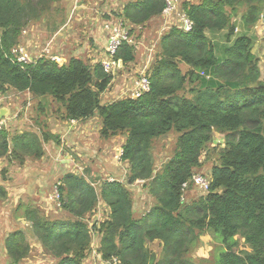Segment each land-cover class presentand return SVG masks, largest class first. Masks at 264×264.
Segmentation results:
<instances>
[{
	"label": "trees",
	"instance_id": "obj_1",
	"mask_svg": "<svg viewBox=\"0 0 264 264\" xmlns=\"http://www.w3.org/2000/svg\"><path fill=\"white\" fill-rule=\"evenodd\" d=\"M60 2L0 0V92L20 93L19 116L37 101L40 108L59 106L56 113L67 123L99 119L102 139L124 135L118 156L125 163L126 184L104 180L96 190L83 176L67 173L55 192L71 219L49 220L39 209L24 207L22 217L43 252L54 264H84L91 248L110 264H194L188 254L209 231L220 243L213 264H264V80L252 37L238 34L232 21L236 8L245 6L241 20L254 26L264 0L184 2L181 13L192 28L184 31L180 23L160 36V50L145 72L149 91L109 103H101V94L135 57L131 30L164 16L167 0H128L119 17L107 21L110 26L121 22L128 30V40L114 55L122 63L114 74L104 72L101 60L66 58L53 48L33 63H18L13 50L22 45L23 31L30 34L39 25L55 31L56 14L65 17ZM221 31L229 43L222 48V60L210 37ZM180 63L187 66L185 72ZM186 85H191L190 97L179 94ZM44 115L37 130L12 136L0 131V160L25 165L45 155L46 143L60 146L59 134L46 130L52 118ZM172 132L177 134L173 154L155 171L153 143ZM216 137L223 141L213 146ZM214 151L217 163L210 168L209 189L184 204L189 188H196L193 177L202 159ZM139 184L148 187L155 203L137 218L126 185ZM0 195H6L2 186ZM99 201L108 215L90 226ZM92 229L99 233L95 242ZM154 241L162 243L159 257L147 245ZM4 249L5 264H21L30 253L25 231L10 232Z\"/></svg>",
	"mask_w": 264,
	"mask_h": 264
},
{
	"label": "rangeland",
	"instance_id": "obj_2",
	"mask_svg": "<svg viewBox=\"0 0 264 264\" xmlns=\"http://www.w3.org/2000/svg\"><path fill=\"white\" fill-rule=\"evenodd\" d=\"M87 1L92 3L88 4V6L92 7L93 10H91L89 15L86 14L85 18L80 17L74 19V15H70V17L66 18L62 17L61 14H56L54 18L56 23L55 31L49 32L44 26H38V33L43 42H47L51 37L57 41L59 38H62L63 35L69 36L66 41H60L57 45H54L53 52L62 54L66 58L73 54L88 61H90L91 58L97 61L102 59L100 56H103L104 40L107 34L106 26L108 23L104 26L101 25L103 22H107L111 19H117L121 6L128 0H117L118 5L116 7L110 6V3L116 0H102L101 2L100 0H74V8H76L77 5H83ZM199 1L200 0L173 1L174 5L177 6L171 13L168 15L164 14V17L158 16L147 22L146 26L139 28L135 27L131 30V38L135 50L134 60L125 65L122 71L114 75L113 82L101 94V103H109L114 100L130 97L135 88V82L149 70L160 50V36L170 27L180 25L182 4L184 2L198 3ZM98 2L99 5L94 7L93 4ZM106 2H108V7H105ZM95 9L97 10L96 14ZM245 10V6L236 8V11L232 13V21L235 28H238V34L245 33L252 37V52L258 59L260 80H264V8L260 12L259 21L252 27L245 26L241 20ZM227 12H229V9H227ZM75 13H77V10ZM62 19L64 20L62 21ZM95 22H97V24ZM66 30L69 32H66ZM225 33L226 31H221L214 35H210L212 41L216 45V55L220 57V60L223 59V55L221 54L222 48L229 44L225 41ZM21 42L23 46H28L23 40ZM66 43H68V45L63 46ZM36 46L39 47L38 45ZM31 51V54L35 58L43 55L38 49L35 50L32 48ZM179 67L183 72L188 69L187 66L182 63L179 64ZM190 88L191 85H186L185 89L180 91L179 94L190 97ZM8 92H10V90L0 93V96L7 95ZM21 102L20 98L18 103L21 105ZM58 107L59 106L56 105L54 108L51 106L40 108L37 105V101H33L32 106H28V109H25L22 113L25 120L16 122L15 124H17V126L11 124L5 126L1 130L4 132L7 131L11 136L20 131L35 130L37 126L36 122L42 120V118H46L44 114L47 113L49 115L48 117L52 118V121H50L46 130H56L60 132L61 134L59 136H62V139L60 138V146H58L61 147L60 150H56L58 147L54 142H48L46 143L45 155L40 159L29 158L25 165L24 163H7L6 159L0 160V186H2L6 192L5 196L0 195V264L6 263L4 239L10 232L16 229L25 231L26 238L30 245V253L21 264L55 263L52 257L43 252L39 242L31 232L30 224L24 220L22 214L24 207L31 206L39 209L42 215L49 220L71 219L60 207L55 192L56 184L65 174L73 173L83 176L95 186L96 190H99L104 180L120 179L126 184L124 172L125 163L121 162L118 156L121 142L124 140V135L119 134L108 139L100 138L99 134H97L99 120L95 118V120L90 121L91 127L89 126L87 128L88 132L83 133L84 135L82 138L85 139L75 140L73 139V134L71 135L70 132L67 131L68 129L66 127L68 125L65 124V126H63L65 129L58 126L60 123L66 122L65 119L56 113ZM7 117H10V115ZM70 125L72 124L70 123ZM70 127L73 128V126ZM73 131L75 132V129ZM176 137L177 134L172 132L154 141L152 154L155 171H159L162 165L172 156ZM222 141L221 137H216L213 140V146L217 145L218 142L222 143ZM79 142L84 145L79 146ZM215 150L217 151L219 148ZM216 151L212 152L209 158L202 159V165L196 172L209 178L210 168L217 163ZM15 166L19 168H14ZM126 187L129 189L132 197L135 217L138 218L148 212L155 203L154 199L149 194L148 187L140 184L137 186L126 185ZM19 192L22 194L21 196H18ZM203 194L204 193L200 192L197 188H189L185 196L184 204L197 201ZM105 209L102 202L99 201L95 215L92 214L88 220L90 226L106 218L108 213ZM91 234L94 242L99 239L97 230L92 229ZM147 245L155 252L157 257L160 256L162 249V243L160 241L147 242ZM219 249V241L211 232L206 231L199 242L193 246L188 255L194 264H213ZM84 264L110 263L104 261L101 258V254H99L97 250L91 248L84 260Z\"/></svg>",
	"mask_w": 264,
	"mask_h": 264
},
{
	"label": "built area",
	"instance_id": "obj_3",
	"mask_svg": "<svg viewBox=\"0 0 264 264\" xmlns=\"http://www.w3.org/2000/svg\"><path fill=\"white\" fill-rule=\"evenodd\" d=\"M174 1V0H173ZM172 0H167V6L164 10V14H169L175 9L174 2ZM180 23L181 28L184 31H190L192 28V22L184 15L182 14L180 16ZM23 34H27V31H23ZM123 40H128V30L126 27L123 26V23L118 22L113 26L108 27V35L106 38L105 43V55L103 59L101 60V65L103 67V70L107 74H114L115 69H119L121 67V61H116L114 59V55L116 54L118 48L121 46V43ZM51 51V42L46 43V45L43 47V49L40 51L41 54H50ZM13 53L16 57V60L20 64H29L33 63L36 59L40 58L41 56H38V58H35L23 45H18L16 48H14ZM50 58L56 62L61 63L62 60L55 56L50 55ZM120 61V63H119ZM150 89V81L149 79L143 75L141 76L138 81L135 82V88L133 89L130 97L131 98H138L143 93L149 91ZM1 93V92H0ZM29 105V103H28ZM19 108L17 109V112L13 115V118L17 117ZM4 118V117H3ZM72 124H74L76 121L71 120ZM7 119L0 118V131L6 126ZM194 185L195 187L200 191L205 193L209 189L210 180L207 177L202 176L201 174H196L193 177Z\"/></svg>",
	"mask_w": 264,
	"mask_h": 264
},
{
	"label": "crops",
	"instance_id": "obj_4",
	"mask_svg": "<svg viewBox=\"0 0 264 264\" xmlns=\"http://www.w3.org/2000/svg\"><path fill=\"white\" fill-rule=\"evenodd\" d=\"M102 0H100V2H101ZM109 2V1H108ZM108 2H106L105 3V7H108L107 6V4H108ZM60 4H61V6L63 7V9H64V16L66 17V18H68L71 14H72V16L74 17V19H77V18H85L86 17V14L87 15H89V13L91 12V10H93V8L92 7H89L88 6V4H92L90 1H87L86 3H84L83 5H81V6H76V8H74V0H61V2H60ZM97 5H99V2L98 3H94L93 4V6L95 7V6H97ZM118 5V2H117V0L116 1H112V3H110V6H113V7H116ZM79 8V9H78ZM77 10V13H75V11ZM103 10H105V9H103ZM75 13V14H74ZM97 13V10L95 9V14ZM164 17V16H163ZM96 19V18H95ZM151 21V20H150ZM92 22V21H91ZM96 24H97V22H95ZM107 22H103L102 23V25L101 26H104L105 24H106ZM147 24V23H146ZM110 25H108L107 24V26H106V31H107V34H106V36H105V40H104V43H106V38H107V35H108V27H109ZM144 26H146V25H144ZM38 31H39V29H37V30H33V32H31L30 34H28L27 33V36L24 38V43L26 42V44H28V46H27V48L29 49V52L30 53H32V51H31V49L32 48H34L35 50L36 49H38V50H42L43 49V47L46 45V43H48V42H51V48H53L54 47V45H57L60 41H66L67 40V38L69 37H67V36H64L63 35V37L62 38H59V40H55L53 37H51L47 42L46 41H44L43 42V40H41V38H40V34L38 33ZM66 32H69L68 30H66ZM33 35H36V36H33ZM58 38V37H57ZM77 41V40H76ZM36 45H38L39 47H37ZM66 45H68V43H66L65 45H63V46H66ZM56 47V46H55ZM31 48V49H30ZM104 48H105V44H104V47H103V56H100V58H102L103 59V57H104V55H105V50H104ZM55 50H57V49H55ZM93 57V56H92ZM101 59V60H102ZM95 61H97L96 59H93V61L92 62H95ZM20 98H21V95H20V93H18V92H16V91H11L10 90V92H8L7 93V95H1L0 96V108H2V107H5V108H7V109H9L10 110V117H7V118H5V119H7V123H6V126H8V125H11V124H14L15 126H17V124H15L16 122H19V121H23V120H25V117H23V116H19L18 115V117H16V118H13V115L17 112V111H15V108L16 109H18V108H20V104L18 103L19 102V100H20ZM28 98H30V96L28 97ZM9 118V119H8ZM92 120H95V117L94 118H92V119H88V120H83V121H80V122H75L74 124H72L71 122H69V123H67V122H64V123H60L58 126H61L63 129H65V127H63V126H65V124L66 125H68L66 128L68 129L67 131H69L70 132V134L72 135L73 134V139H79V140H81V139H85V138H82L83 137V133H86V132H88V127L90 126L91 127V122L90 121H92ZM99 120V119H98ZM95 122V121H94ZM98 122V121H97ZM99 122H100V120H99ZM98 122V127H97V134H98V130H99V127H100V123ZM27 123V122H26ZM70 123L72 124V125H70ZM70 126H73V128L72 127H70ZM78 126V127H77ZM76 128H77V130H76ZM75 129V132L73 131ZM20 132H22V131H20ZM53 133L55 132V133H57V134H61L60 132H57L56 130H53L52 131ZM115 137V136H114ZM60 138L62 139V136H60ZM123 141L124 140H122V142H121V144L123 143ZM79 144V146H83L84 144L83 143H81V142H79L78 143ZM75 145V144H74ZM45 148H46V144H45V146H44ZM58 147V146H57ZM56 147V148H57ZM61 149V147H58L56 150H60ZM82 149V148H81ZM119 150H121V148L119 149ZM125 167V166H124ZM14 168H19V167H14ZM124 172H126V170L124 169ZM16 192H17V190H16ZM15 192V193H16ZM21 192V191H20ZM19 192V194H18V196H21L22 194Z\"/></svg>",
	"mask_w": 264,
	"mask_h": 264
},
{
	"label": "water",
	"instance_id": "obj_5",
	"mask_svg": "<svg viewBox=\"0 0 264 264\" xmlns=\"http://www.w3.org/2000/svg\"><path fill=\"white\" fill-rule=\"evenodd\" d=\"M120 63V61H119ZM10 115V110L5 108V107H2L0 108V118H3V117H6V116H9Z\"/></svg>",
	"mask_w": 264,
	"mask_h": 264
}]
</instances>
